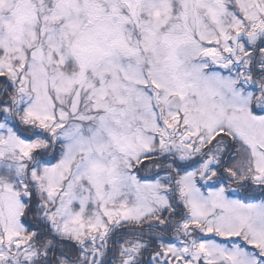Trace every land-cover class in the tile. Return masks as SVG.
<instances>
[{"label":"snow or ice","instance_id":"obj_1","mask_svg":"<svg viewBox=\"0 0 264 264\" xmlns=\"http://www.w3.org/2000/svg\"><path fill=\"white\" fill-rule=\"evenodd\" d=\"M0 264H264V0H0Z\"/></svg>","mask_w":264,"mask_h":264}]
</instances>
